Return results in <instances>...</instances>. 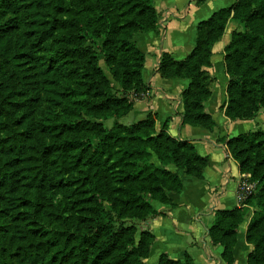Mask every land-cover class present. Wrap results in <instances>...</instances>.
<instances>
[{"label": "trees", "instance_id": "trees-1", "mask_svg": "<svg viewBox=\"0 0 264 264\" xmlns=\"http://www.w3.org/2000/svg\"><path fill=\"white\" fill-rule=\"evenodd\" d=\"M153 1L0 0V264H147L155 235L136 221L157 214L153 200L170 203L183 189L170 166L203 178L208 158L166 126L158 131L154 115L119 121L147 90L135 36L159 26ZM229 20L247 30L225 47V114L250 120L264 107V0H237L198 24L185 59L161 55L162 77L190 80L185 124L217 126L204 105L215 80L208 68ZM221 141L255 188L242 206L215 212L209 235L234 264L252 208L248 264H264V129ZM158 264L196 263L163 253Z\"/></svg>", "mask_w": 264, "mask_h": 264}, {"label": "crops", "instance_id": "crops-1", "mask_svg": "<svg viewBox=\"0 0 264 264\" xmlns=\"http://www.w3.org/2000/svg\"><path fill=\"white\" fill-rule=\"evenodd\" d=\"M237 0H154L160 13L156 30L138 33L135 41L145 55L142 78L150 92L145 98H136L132 110L124 115L123 124L130 125L147 118L156 120V129L166 126L167 132L177 140L194 144L198 153L208 158L203 178L198 179L176 171L183 189L170 193L171 202L152 201L157 214L141 221L140 230H149L155 235L147 264H158L159 256L166 253L173 259L184 260L189 254L196 264H225L223 246L215 244L209 229L217 210H232L243 205L239 198V184L249 175L240 171L226 142L239 134L256 130L263 120L260 115L250 120H231L225 114L229 76L225 63V47L230 42L237 25L229 20L223 36L212 47V65L208 68L214 81L211 97L205 102V110L215 119L217 126L206 129L183 122L184 104L182 92L189 86L187 78H164L158 71L161 55L172 54L176 60L185 59L196 46L198 24L208 19L215 11L233 5ZM224 187L223 191H219ZM255 188V183H253ZM253 217V209L238 228L237 244L234 247V264H248L253 245L246 234Z\"/></svg>", "mask_w": 264, "mask_h": 264}, {"label": "rangeland", "instance_id": "rangeland-1", "mask_svg": "<svg viewBox=\"0 0 264 264\" xmlns=\"http://www.w3.org/2000/svg\"><path fill=\"white\" fill-rule=\"evenodd\" d=\"M232 21H234L236 23V25H237V28H235L233 30V32L234 31L244 32V31L247 30V27H246V25L243 22H240V21H237V20H232ZM23 29H24L23 28V24H21V27L19 29V34L23 33V31H24ZM101 66L106 71L107 75L110 78H112V75H111V73L109 71V67L105 64V62L103 60L101 61ZM37 94L40 95L39 97H40V100H41V107H44L47 104L46 97L44 96V94L41 91H37ZM259 115H260L261 119H264V107H261V109L259 110L257 116H259ZM121 120L124 121L125 118L123 117V118H121ZM113 123H114V119H108V120L105 121V125L108 126V127H111L113 125ZM257 129H264V120H263L262 126L257 128ZM136 222H138L140 224V221H136ZM138 235H139V233H138Z\"/></svg>", "mask_w": 264, "mask_h": 264}, {"label": "built area", "instance_id": "built-area-1", "mask_svg": "<svg viewBox=\"0 0 264 264\" xmlns=\"http://www.w3.org/2000/svg\"><path fill=\"white\" fill-rule=\"evenodd\" d=\"M149 94H150V92L148 90H146V91H143L137 95L135 94V96H136V98H145V97L149 96ZM223 189H224V187H221V189L219 191L222 192ZM253 190H254L253 183L248 181L246 178L240 182V184H239V198H240L241 203H243V204L245 203L248 196L252 193Z\"/></svg>", "mask_w": 264, "mask_h": 264}]
</instances>
